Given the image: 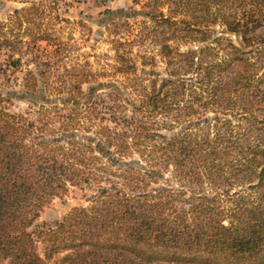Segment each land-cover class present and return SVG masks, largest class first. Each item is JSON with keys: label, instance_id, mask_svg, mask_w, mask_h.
Here are the masks:
<instances>
[{"label": "trees", "instance_id": "trees-1", "mask_svg": "<svg viewBox=\"0 0 264 264\" xmlns=\"http://www.w3.org/2000/svg\"><path fill=\"white\" fill-rule=\"evenodd\" d=\"M209 1L216 4L212 23L243 45L229 40L232 50L218 57L222 43L212 38L220 45L207 61L201 54L212 46L176 51L180 64L167 69L150 105L138 107L169 115L170 133L156 134L158 143L145 115L127 121L120 110L129 125L123 131L78 105L68 112L41 108L31 120L11 113L0 94V264H264V115L255 111L259 105H239L262 96L250 89L257 70L239 53L262 22L264 0ZM236 1L234 11H223ZM41 5L16 8L19 26L22 13L36 14ZM34 30L32 41L46 39ZM172 52L165 43V56ZM200 105L221 113L209 121ZM157 162L176 185L150 186L163 173ZM71 185H87L94 192L89 202L29 230L43 206Z\"/></svg>", "mask_w": 264, "mask_h": 264}, {"label": "rangeland", "instance_id": "rangeland-1", "mask_svg": "<svg viewBox=\"0 0 264 264\" xmlns=\"http://www.w3.org/2000/svg\"><path fill=\"white\" fill-rule=\"evenodd\" d=\"M34 1L42 4L40 10L36 14L22 13L19 26L13 11ZM235 4L237 1L230 7L222 6L223 11H234ZM215 5L209 0H0V24L4 23L0 27V94L11 113L26 115L31 120L37 119L41 108L68 112L78 105L89 107L87 115L96 116L95 120L103 125L123 131L129 125L121 121L122 116L128 121L145 115L158 143L162 135L170 133L166 128L169 115L165 109L148 108L143 112L138 107L150 105L149 94L157 91L168 77L167 69L180 64L183 56L176 51L212 46L201 54L203 61H207L214 58L220 45L214 42L213 46L212 38L220 37L224 46L220 45L218 57L232 50L226 46L229 40L243 45L240 36L212 23ZM165 17L185 22L169 24ZM261 17V24L248 32L250 43L239 55L250 57V68L257 70L254 79L258 83L250 89H259L262 96L256 98L257 103L239 105H259L255 111L264 115V7ZM200 22L215 32L193 29L196 24H192ZM34 29L46 39L32 41L30 33ZM204 37V41H199ZM165 43L174 50L172 58L165 56ZM81 75L87 78L79 84ZM216 107L200 105L198 111L213 121L211 118L221 113L214 111ZM122 109L123 115L119 117ZM234 113L228 115L236 122ZM141 149H145L144 144ZM155 153L158 157L161 151ZM157 164L163 170L162 164ZM166 183L176 185L164 169L151 179L150 186ZM93 194L87 185L69 186L65 193L52 197L43 206L29 230L54 224L72 207L86 205Z\"/></svg>", "mask_w": 264, "mask_h": 264}]
</instances>
